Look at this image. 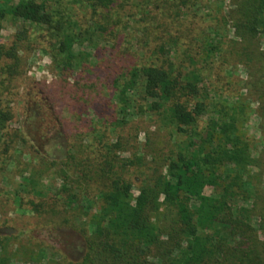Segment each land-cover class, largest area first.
Here are the masks:
<instances>
[{
  "label": "trees",
  "instance_id": "trees-1",
  "mask_svg": "<svg viewBox=\"0 0 264 264\" xmlns=\"http://www.w3.org/2000/svg\"><path fill=\"white\" fill-rule=\"evenodd\" d=\"M197 2L10 0L0 10V19L7 14L22 28L11 46H0V58L11 59L12 64L5 67L14 75L20 61L17 47L28 38L48 50L56 73H72L80 63L82 44H94L98 53L110 50L106 45L113 46L118 34L107 26H117L118 12L126 6L143 16L147 23L143 35L148 37L147 29L160 28L168 32L166 41L177 46L183 37L171 29L183 26L184 21L194 22L188 16ZM236 4L238 35L264 36V0H237ZM80 13H84V23H92L82 26ZM198 37V57L204 55L203 62L210 55L215 58L220 39L206 43L202 33ZM158 51L161 55L153 50L141 63L123 67L112 90L116 115L103 118V112L94 106L95 122L86 130L74 132L81 142L70 143L63 160L48 158L28 139L33 151L47 159L49 168L61 162L54 172L60 184L44 188L36 175H31L17 193L38 198V203L28 200L38 210L50 198L80 224L83 256L77 260L61 257L56 264H264V206L257 210L255 205L245 204L255 195L247 185L255 158L242 128L245 121L238 122L244 116L243 107L237 101L229 103L227 110L214 111L216 116L200 126L211 104L200 86L202 73L196 68L197 60L191 57L189 67L183 57L178 64L173 62L164 46L159 45ZM43 89L59 118L52 92L46 86ZM137 108L174 136L163 161L157 156L118 155L121 142L109 133L127 124V116ZM11 119L10 110L0 103L2 164L8 162V151L19 140L17 130L9 126ZM59 120L69 139L64 121ZM42 158L40 162L46 163ZM134 175L139 181L136 195L129 181ZM206 187L213 188L214 194H206Z\"/></svg>",
  "mask_w": 264,
  "mask_h": 264
},
{
  "label": "rangeland",
  "instance_id": "rangeland-1",
  "mask_svg": "<svg viewBox=\"0 0 264 264\" xmlns=\"http://www.w3.org/2000/svg\"><path fill=\"white\" fill-rule=\"evenodd\" d=\"M9 1L0 0V10L5 9ZM236 3L237 0H198L188 16L195 19L194 22L184 21L183 26L171 29L183 37L177 46L166 41L168 32L163 33L160 28L155 31L147 29L148 37L143 35V25L147 24L143 16L126 6L118 12L120 21L117 26H107L118 34L113 38V46L106 45L111 47L110 50L98 53L94 44H82L79 48L80 65L72 73L62 76L53 70L48 50L28 38L19 42L17 47L20 61L14 75L9 72L12 69L5 67L12 64L11 59L0 58V103L12 113L8 123L19 134V140L8 151L10 159L5 164L0 163V264H56L61 257L77 260L83 256L85 247L80 224L73 222L70 213L64 212L60 203L48 198L38 210L28 203L30 198L38 203V198L17 193L31 175H36L44 188L60 184L54 172L61 162L49 168L47 159L33 151L28 139L48 158L63 160L68 145L81 142L74 132L86 130L95 122L94 106L103 112V118L113 113L116 115L112 90L123 67L141 63L153 50L156 55H161L159 45L164 46L165 54L169 53L177 64L182 57L189 67L192 66L191 57L197 60L196 68L202 73L200 86L208 93L207 103L211 104L200 119V126L216 116L214 111L227 110L229 103L237 101L243 107L245 113L238 122L245 121L242 128L255 158L247 184L255 195L245 204L255 205L257 210L264 206V36L238 35ZM80 16V20L83 17L82 26L92 23H84V13ZM21 28L20 23L7 14L0 19V46H11ZM201 33L206 37V43L215 37L220 39L216 57L210 55L206 62L202 59L204 55L200 58L196 53ZM103 34L99 37L103 38ZM144 40L148 46L144 45ZM44 86L49 88L59 106V118L64 121L69 139L65 138L62 121L55 116ZM135 112L127 116V124L109 133L112 139L121 142L118 155L137 154L148 159L157 156L163 161L175 141L171 130L138 108ZM41 158L46 163H41ZM134 176L129 181L133 183L136 195L139 181ZM204 191L214 194L211 187ZM88 228L91 231V226ZM28 250H33L34 254L30 255Z\"/></svg>",
  "mask_w": 264,
  "mask_h": 264
}]
</instances>
